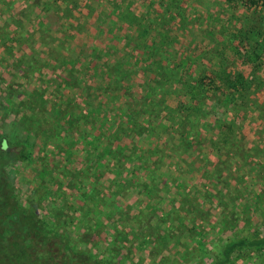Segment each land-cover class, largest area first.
Masks as SVG:
<instances>
[{"label": "trees", "instance_id": "obj_1", "mask_svg": "<svg viewBox=\"0 0 264 264\" xmlns=\"http://www.w3.org/2000/svg\"><path fill=\"white\" fill-rule=\"evenodd\" d=\"M246 1L264 9V0ZM34 2L29 8L45 13L36 27L0 25V50L13 70L0 73V264H264L256 216L264 218V147L247 149L234 120L216 118L209 135L206 116L209 102L226 116L240 113L248 88L262 85L257 71L219 64L208 79L192 73L190 61L183 71L148 33L157 19L145 15H131L135 33H121L132 52L109 33L124 55L99 64L89 33L63 17L77 4ZM176 6L167 0L163 10ZM12 7L8 18L17 23ZM244 40L259 58L260 28L247 27ZM137 52L147 57L135 72ZM140 71L150 75L136 94L129 77ZM85 85L90 99L78 102L72 91ZM35 156L40 184L23 204L8 168ZM186 174L205 180L187 188L176 176Z\"/></svg>", "mask_w": 264, "mask_h": 264}, {"label": "rangeland", "instance_id": "obj_2", "mask_svg": "<svg viewBox=\"0 0 264 264\" xmlns=\"http://www.w3.org/2000/svg\"><path fill=\"white\" fill-rule=\"evenodd\" d=\"M34 1L0 0V25L3 22L5 24L10 21L13 26L16 25L17 27V25L25 24L26 21L30 20L36 27L38 21L45 17V13L29 8L27 3L29 2L30 5H33ZM72 1L78 6L76 11L67 12L63 17L70 25L82 24L81 33H89V46L93 47L95 45L100 50L99 64L111 62L124 55L123 51L115 50L117 41H114V39L110 40L111 35L109 33H117L119 35L121 39L120 49L127 51L129 49L131 51V48L124 47L125 40L121 38L123 36L121 33H135L136 26L127 23L130 20L129 18L131 15L139 17L145 15L157 19L155 24L149 25L148 33H153V35L157 36L158 40L162 42L160 46H163L164 50L165 48L168 49L167 54L170 57L174 56L176 58L175 60H170L169 63L183 68V71L188 68V61L193 62L192 73L194 72L195 75L199 76L204 74L208 79L214 75L213 73L218 69L219 64H223L234 73L246 75L256 70V81L260 82L262 80V85L256 89L253 86L254 84L256 85L254 83L248 88L244 96L247 105L240 113L226 116L225 111L213 105L212 102L207 104L206 116L211 117L210 119L212 120L209 129H213L207 131V133L214 135L217 132V130L214 132V128L218 124L214 122L216 118L218 121L234 120L235 124L242 128L247 149L253 146L264 147V52L256 59L251 56V51H249L244 40L247 27L249 26H258L264 37V9L259 6L260 4L249 7V2L246 0H173L175 5H177L176 9L170 10L167 7V9L163 10L167 0ZM7 3L13 6V14L18 24L12 23L8 18ZM111 20L116 22L115 26H109V21ZM85 23L86 25H84ZM152 37L149 36V39L151 40ZM150 40L146 42L151 43ZM246 53L249 59L244 57ZM77 55H79V52L73 54L74 57ZM146 57V54L142 52L132 55V60L139 59L134 64L136 68L132 71L136 72L138 69H142L145 65ZM249 61H254V63ZM9 65H12L11 59L0 50V73L11 75L13 70L10 69ZM79 73L80 67L77 68L75 74L79 75ZM89 75V73L85 74L84 79H89ZM149 75H145L141 71L137 75H130L131 83L137 84L134 87L136 94H140L142 90L138 84L146 82ZM54 76L55 74H52L50 77ZM81 80L79 79V81ZM88 87L89 85H85L82 88L83 90L79 88L72 91L74 98L78 102H81V99L84 98H87L86 100L90 99L87 97L89 94ZM78 94L81 95L80 98H77ZM52 99H56V96H53ZM46 152L47 154L51 152L50 146L46 148ZM39 157L35 156L26 165L19 166L17 164L8 168L11 173V180L19 190L18 195L23 204L33 187L40 184V179L33 177L34 170L40 168ZM73 159L80 162L82 158L74 156ZM55 161H57L56 164L60 165L62 160L61 158H56ZM251 161L256 162L257 159L252 158ZM260 161L264 162L262 158H260ZM176 176L187 188L199 185L203 179L205 180V176L201 174ZM225 176L227 177V174L223 177ZM208 178L211 180V177ZM229 183V188L233 189L234 182ZM212 186L217 188L215 185ZM57 203L59 204V200H57ZM257 209H261V207ZM261 215H263L262 212L258 211L256 216L260 223H264V218ZM97 251L99 252L100 249Z\"/></svg>", "mask_w": 264, "mask_h": 264}]
</instances>
